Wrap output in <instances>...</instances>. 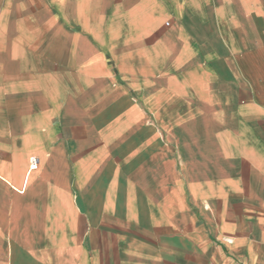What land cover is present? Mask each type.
I'll return each mask as SVG.
<instances>
[{
  "label": "crops",
  "instance_id": "0c3cea01",
  "mask_svg": "<svg viewBox=\"0 0 264 264\" xmlns=\"http://www.w3.org/2000/svg\"><path fill=\"white\" fill-rule=\"evenodd\" d=\"M210 263L264 264V0H0V264Z\"/></svg>",
  "mask_w": 264,
  "mask_h": 264
},
{
  "label": "built area",
  "instance_id": "2783aa9c",
  "mask_svg": "<svg viewBox=\"0 0 264 264\" xmlns=\"http://www.w3.org/2000/svg\"><path fill=\"white\" fill-rule=\"evenodd\" d=\"M227 242H228V243H231V240H230V239H228V240H227ZM210 264H215V263H210Z\"/></svg>",
  "mask_w": 264,
  "mask_h": 264
}]
</instances>
